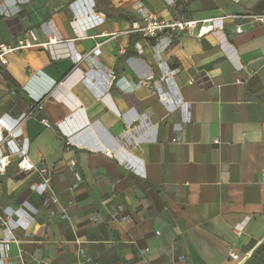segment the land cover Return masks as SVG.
<instances>
[{
	"label": "crops",
	"instance_id": "obj_1",
	"mask_svg": "<svg viewBox=\"0 0 264 264\" xmlns=\"http://www.w3.org/2000/svg\"><path fill=\"white\" fill-rule=\"evenodd\" d=\"M137 2L198 25L142 37ZM251 15L264 0H0V42L57 39L0 64V116L32 113L17 138L52 171L46 186L8 158L1 264H264V24ZM96 42L99 67L83 59Z\"/></svg>",
	"mask_w": 264,
	"mask_h": 264
},
{
	"label": "built area",
	"instance_id": "obj_2",
	"mask_svg": "<svg viewBox=\"0 0 264 264\" xmlns=\"http://www.w3.org/2000/svg\"><path fill=\"white\" fill-rule=\"evenodd\" d=\"M137 12L140 15V19H135L132 21L131 30L133 32L139 33L142 37H158L164 30H170L172 32H190L194 30L198 21L195 20H166L158 17L151 13L142 2H137L135 4ZM229 17H235L230 15ZM251 22L256 24H264V15H251L249 16ZM201 25L198 27V36L203 35L204 33L213 31L216 27L213 21L207 20L202 21ZM236 32L241 31V27L235 28ZM56 38L52 37L46 43H33L28 38L21 37L16 40L15 43H6L0 42V64L6 65L8 60L7 56L11 53L19 51L21 49L33 48V47H42L46 48L48 45L56 42ZM101 42H96L94 47L84 55L83 59L85 62H88L92 66H100L99 63L95 62L94 59L101 53ZM167 80V77L165 78ZM240 82V81H238ZM155 89L158 91L155 84ZM32 115L29 111L28 113H22L18 118L9 119L5 115L0 116V175L5 174L6 167L8 164V158L11 156L17 157L16 166L22 172H31L36 170L42 178L44 185L49 186L52 171L47 168H36L33 163L30 162L28 158V145L27 139H23L19 142L17 138L16 131L21 127L26 120ZM45 123V121H43ZM48 125L47 123H45ZM216 143L219 141L216 140ZM33 189H36V185H32ZM2 224L7 228V221L1 219ZM8 236V234L6 235ZM231 259L237 260L239 258L238 254L230 253ZM7 257V240H3L0 243V264Z\"/></svg>",
	"mask_w": 264,
	"mask_h": 264
}]
</instances>
